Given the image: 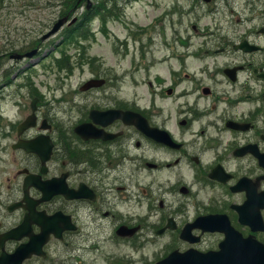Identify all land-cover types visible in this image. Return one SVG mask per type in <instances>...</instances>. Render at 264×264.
Masks as SVG:
<instances>
[{
	"label": "flooded vegetation",
	"instance_id": "flooded-vegetation-1",
	"mask_svg": "<svg viewBox=\"0 0 264 264\" xmlns=\"http://www.w3.org/2000/svg\"><path fill=\"white\" fill-rule=\"evenodd\" d=\"M252 1L247 4V13L240 12L239 19L229 21L220 28L221 34L212 52L194 53V58L204 62V67L190 72L188 79L182 75L186 68L182 70V74L174 72L171 90L155 86L151 105H144L139 100L135 102V110L144 115L150 129L167 130L180 147L174 148L155 142L156 139L145 134L139 126H128L123 120H115L104 128L107 134H113L110 139L83 141L75 135V128L73 131L70 127H65L64 131L46 113L38 116L39 126L28 130L24 138L41 134L40 128L42 124H46L49 129L45 133L53 139V151L45 163L36 154L24 150L13 152L11 162L17 163L18 166L6 178L7 191H4V194L0 193V258L13 253L21 244L38 247L48 234V241L42 244L43 253L40 256L34 254L22 264H68L65 260H68L69 264H94L93 259L83 261L84 253L94 252V249L93 246L80 247V242L85 238L82 231H87L86 228L91 227L95 220L103 224L99 231H108L109 228L110 231H117L123 224L116 223L121 220L117 216L122 213V208L114 204L115 198L108 199L104 195L100 167L107 162L105 167L110 169L121 162L114 157H122V164L130 161L137 169H142L145 165L141 166L138 162H145V153L152 150L149 148L155 151L163 149L166 154L172 156L170 161L172 165L173 163L186 165L193 173V180H186L187 195H183L178 189L173 190L181 197V202L174 210L161 217V228L166 227L169 218H172L174 228H168L167 231L172 233L175 239L173 244L163 250V256L174 250L186 252L192 249L194 253L188 264L191 262L198 264L200 260H194V257L218 250L224 235L206 232L202 228L204 225L190 226L191 239L195 242L180 238V232L184 227L193 224L201 215L210 214L228 215L232 224L244 237L252 235L264 245V231H254L250 226L240 223L235 208L236 205L243 204L250 193L253 200L258 197L253 208L257 206L264 219V207L259 208L260 205H264V167L252 154V151L264 154V0ZM39 47L36 46L40 49ZM9 49L8 46L6 52ZM25 49L26 47L20 50L24 52ZM200 75L203 77H199ZM187 81L191 82V87L178 92L180 85ZM121 94L120 77L108 76L103 86L89 90L84 98L91 108L89 111L94 108L126 109L127 103ZM158 98L187 100L178 103L182 110L161 113L160 116L164 117L161 118L155 114ZM99 99L103 100L100 105L96 104ZM206 99H211V104H208ZM185 104L190 108H185ZM204 106L207 107L208 114L204 113ZM90 121L89 112L74 118L72 124L76 127ZM97 128L101 129L99 126ZM62 133L66 134V139L59 137ZM158 134L159 138H164L162 133ZM69 136L71 137L68 138ZM194 139H197V142L190 143ZM188 144H192L196 149L195 153L189 149ZM246 146L252 147L250 152L238 155V150ZM17 152L21 154L19 161L16 157ZM192 156L198 159L199 163L192 161ZM157 166L160 167L162 164ZM214 169H217L216 174L221 179L210 177ZM220 171L229 178L221 175ZM27 176H32L34 181L41 184L52 182L67 189V193H57L42 201L40 200L43 197L42 191L32 185L30 195L37 201L36 212L40 213L33 218L28 230L19 238L14 235L8 237L9 232L18 228L30 212L28 208L23 207L10 210L13 204L22 200ZM242 177L250 179L246 184L249 191H234L233 187ZM80 187L86 190L87 196H75ZM152 197V195L146 197L150 217L154 209L149 206ZM144 198V196L137 198L140 209ZM199 202L204 208L201 207L197 211ZM125 213L127 214V211H124L123 217L126 216ZM105 223L109 228L104 225ZM136 223L140 224V231L159 230L157 220L150 221L149 225L140 221ZM124 224L132 223L129 221ZM56 232H60L61 237H56ZM38 234H41V237H38ZM210 237L213 238L209 240ZM196 238L198 240H195ZM227 255L233 256L234 262L220 260L216 264H254L255 261H264L262 248L259 250L253 248V251L243 254L234 252ZM135 261L143 262V259L140 256Z\"/></svg>",
	"mask_w": 264,
	"mask_h": 264
},
{
	"label": "rangeland",
	"instance_id": "rangeland-1",
	"mask_svg": "<svg viewBox=\"0 0 264 264\" xmlns=\"http://www.w3.org/2000/svg\"><path fill=\"white\" fill-rule=\"evenodd\" d=\"M237 1L241 8V0H217V2L215 0L211 4L205 0L134 1L112 15L107 14L103 20L95 19L90 23L91 27L87 24L84 32L89 38H83L78 44L62 40L63 32L57 34L45 44L47 52L32 64L34 69L22 72L20 76L13 73L11 77L13 82L6 86L5 90L4 87L1 89L5 81L2 70L26 67L30 61L27 64L23 62L16 64L8 55H5L3 50L8 46L20 50L26 46L36 45L38 42L35 41L40 40L45 28L38 26L37 31L29 32L23 28L22 22L18 21L20 17H16L15 12H12V15H6L1 11L9 4L14 9L13 11L26 10L28 18L26 17L23 23L30 26L37 15L36 21L42 22L47 19L49 23L55 19V13L60 11L61 6L59 5L60 0H42L40 6L32 7L28 5H32L34 0H2L0 4V62L2 63L0 68V122H4L0 123V176L9 169L7 164L11 162L4 159L11 158L10 144L16 138L9 132L6 136L2 135L1 130L4 128L6 131L9 130L11 121L25 118L30 113L32 96L28 97L27 94L30 88L21 85L29 76L30 84L36 88L43 103L49 104V109L45 111L61 128H64L63 125L72 123L74 118L85 112V107L74 103L77 100L79 89L92 77V74H98L102 78L120 77L121 97L127 105L134 106V100H139L144 105H151L154 100L152 92L155 86L171 90L174 72L182 74V70L186 68L182 75L188 79L190 72L205 66L202 60L194 58V53H203L205 49H210L213 45L210 44L211 40L219 36L217 26L223 23L219 20L229 19L226 15H229L230 5ZM193 23L198 24L202 34L193 31L191 27ZM61 56L64 57L66 65L62 62ZM190 87L191 82H184L178 88V92H183ZM79 97L82 95L80 94ZM186 100V98L174 100L158 98L155 114L160 116L161 113L180 111L182 107H178V103ZM102 101L99 99L96 104L100 105ZM17 102L19 105L16 104ZM206 102L211 104L212 101L206 99ZM184 107L190 108L187 104ZM204 107V113L208 114L207 107ZM190 110L193 111V108ZM196 142L197 139H194L190 143ZM188 145H190L189 149L195 153L196 149L192 144ZM150 157V160L140 163L141 166L152 164L151 168L137 169L131 162L114 169L100 167L104 195L108 199L115 198L116 203L114 204L122 208V213L117 216L121 219L116 222L118 224L135 219L138 213L131 209L134 211L138 209L133 203L138 197H147L148 194L153 196L151 203L153 208H159V213L157 215L153 209L152 217L144 212L141 215L143 218H138V220L147 221L148 225L150 221L160 222L162 212L174 210V207L181 202V197L173 192L177 189L181 191L185 185L178 188L179 184H176L178 177L181 178L183 175L182 181L185 182L193 180L192 169L177 163L172 165L171 155L153 152ZM191 159L199 163V160L193 156ZM162 162L163 166L155 165ZM15 166L10 165V169ZM163 167L170 169L159 170ZM171 170H176L177 173H172ZM201 207L204 208V205L199 202L197 211ZM124 211H130L132 218L123 217ZM102 226V222L95 220L91 227L86 228L87 231H82L85 238L82 239L80 245L84 244L88 247L94 243V246H98H95L94 254L85 252L83 261L93 259L94 264H107L106 261L113 259L112 257L133 255L138 258L139 253L135 246L131 250V244L124 243L123 245L121 241L114 238L115 231H99L103 228ZM94 229L96 231H91ZM141 235L144 236L146 233ZM143 238H146L143 244L151 239L145 236ZM138 243L140 244V241ZM165 245L166 242L160 239L156 243H149L145 248L142 245L143 257L159 256ZM151 250L153 251L149 252ZM65 262L69 263L68 260Z\"/></svg>",
	"mask_w": 264,
	"mask_h": 264
},
{
	"label": "water",
	"instance_id": "water-1",
	"mask_svg": "<svg viewBox=\"0 0 264 264\" xmlns=\"http://www.w3.org/2000/svg\"><path fill=\"white\" fill-rule=\"evenodd\" d=\"M66 19H63V20H61V21H59V23L56 25V27L53 29V31L51 32V33H53V32H55L57 29H59L60 28V26L64 23V21H65ZM50 33V34H51ZM33 108H35V106L33 105ZM128 115V114H127ZM33 117V116H32ZM32 124H34V121H31V119H29V120H27L26 122H24L21 126H20V132H22V130H24L27 126H29V125H32ZM19 146H25V147H27V145H24V143H21ZM132 232H134V231H120V233L121 234H128V233H132ZM168 259H171V257H169ZM167 259V260H168Z\"/></svg>",
	"mask_w": 264,
	"mask_h": 264
},
{
	"label": "trees",
	"instance_id": "trees-1",
	"mask_svg": "<svg viewBox=\"0 0 264 264\" xmlns=\"http://www.w3.org/2000/svg\"><path fill=\"white\" fill-rule=\"evenodd\" d=\"M64 1V4L65 5H67V6H70L72 3H74V1H76V0H63ZM118 2H123V3H125L126 4V2H130V1H132V0H117ZM105 2H106V0H102V1H100L99 2V5H98V7H97V9H98V11H96L95 12V14L96 13H102L103 12V10H104V4H105ZM2 3V0H0V4ZM92 15H94L93 13H91L90 14V16H92ZM104 19V18H103Z\"/></svg>",
	"mask_w": 264,
	"mask_h": 264
}]
</instances>
